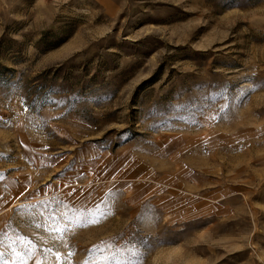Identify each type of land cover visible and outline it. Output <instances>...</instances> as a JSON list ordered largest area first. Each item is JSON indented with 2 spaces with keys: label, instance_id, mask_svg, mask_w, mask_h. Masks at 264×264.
<instances>
[{
  "label": "rangeland",
  "instance_id": "374dc122",
  "mask_svg": "<svg viewBox=\"0 0 264 264\" xmlns=\"http://www.w3.org/2000/svg\"><path fill=\"white\" fill-rule=\"evenodd\" d=\"M0 264H264V0H0Z\"/></svg>",
  "mask_w": 264,
  "mask_h": 264
}]
</instances>
